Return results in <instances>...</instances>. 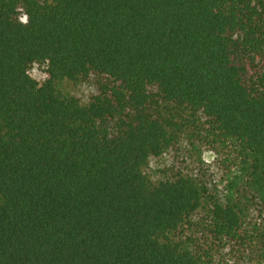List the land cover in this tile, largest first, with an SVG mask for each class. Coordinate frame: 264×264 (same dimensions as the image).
I'll return each mask as SVG.
<instances>
[{"label": "trees", "instance_id": "16d2710c", "mask_svg": "<svg viewBox=\"0 0 264 264\" xmlns=\"http://www.w3.org/2000/svg\"><path fill=\"white\" fill-rule=\"evenodd\" d=\"M0 264H264V0H0Z\"/></svg>", "mask_w": 264, "mask_h": 264}, {"label": "rangeland", "instance_id": "374dc122", "mask_svg": "<svg viewBox=\"0 0 264 264\" xmlns=\"http://www.w3.org/2000/svg\"><path fill=\"white\" fill-rule=\"evenodd\" d=\"M31 76L38 81L40 84L44 83L48 79V74L45 71L43 66H34L32 67ZM59 89L62 93L66 95L75 96L80 99L81 103L87 104L90 98V94L92 92V87L88 84L79 83L75 84L70 81H63L59 84ZM206 159L208 161H212L213 154H206ZM152 167L149 169L150 173H155L158 162L153 160L151 163Z\"/></svg>", "mask_w": 264, "mask_h": 264}]
</instances>
